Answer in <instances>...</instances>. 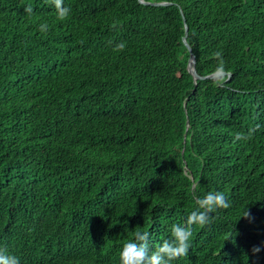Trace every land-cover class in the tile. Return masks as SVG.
<instances>
[{"label":"trees","instance_id":"16d2710c","mask_svg":"<svg viewBox=\"0 0 264 264\" xmlns=\"http://www.w3.org/2000/svg\"><path fill=\"white\" fill-rule=\"evenodd\" d=\"M143 1L0 0V249L20 264H120L209 191L230 207L175 264H264V0ZM185 24L196 72L223 76L188 72Z\"/></svg>","mask_w":264,"mask_h":264},{"label":"clouds","instance_id":"9594fccd","mask_svg":"<svg viewBox=\"0 0 264 264\" xmlns=\"http://www.w3.org/2000/svg\"><path fill=\"white\" fill-rule=\"evenodd\" d=\"M54 7L60 19L67 18L70 8L63 5V0H54ZM31 12V8L28 9ZM47 24L40 26L41 31H47ZM241 136L238 134L237 139ZM230 202L222 191H209L202 198L196 199V206L187 215L183 225L177 223L170 229V238L164 239L152 249L148 232L137 231L133 238L126 243L119 256L120 264H175L189 255L193 227H203L210 222V216L218 209H227ZM244 210L241 216H247ZM240 216V217H241ZM259 251V249H256ZM0 264H20L19 258L0 249Z\"/></svg>","mask_w":264,"mask_h":264},{"label":"water","instance_id":"95a60500","mask_svg":"<svg viewBox=\"0 0 264 264\" xmlns=\"http://www.w3.org/2000/svg\"><path fill=\"white\" fill-rule=\"evenodd\" d=\"M139 1L141 3H148V2H145L143 0H139ZM150 4L151 5H155V6H160V5H168L170 3L169 2H151ZM187 33H188V27L185 24V33H184V36L182 37V41H183L184 45L186 46L187 50L189 51V59H188V64H187V70L192 75V77L194 78V80H196V79H217V78L223 76L225 74V72H222V71L214 72V73L209 74V75H206V76H200L196 72L195 67H194V62H195L194 61V55L191 52L190 45L186 41ZM227 76L229 77L230 76V73H228Z\"/></svg>","mask_w":264,"mask_h":264}]
</instances>
